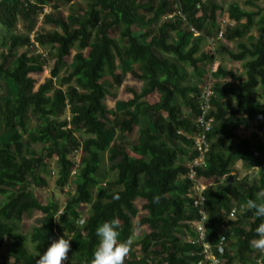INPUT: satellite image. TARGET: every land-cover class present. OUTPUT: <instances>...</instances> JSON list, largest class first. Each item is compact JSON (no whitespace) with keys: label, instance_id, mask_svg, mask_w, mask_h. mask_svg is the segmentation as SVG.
Listing matches in <instances>:
<instances>
[{"label":"trees","instance_id":"trees-1","mask_svg":"<svg viewBox=\"0 0 264 264\" xmlns=\"http://www.w3.org/2000/svg\"><path fill=\"white\" fill-rule=\"evenodd\" d=\"M53 1L0 0V80L11 88L10 97L0 96V130L7 135L4 140L0 135V196L5 198L0 203V248L5 240L12 248V262L6 264H35L53 236L70 239L69 264H90L95 229L112 219L118 223V240L141 226L149 229L140 231L124 264L200 261L198 250L185 241L194 235L191 224L199 220L192 199L186 197L202 88L191 81L206 78V65L215 53L239 65L242 74L222 64L211 72L234 83L211 86L210 148L206 166L196 171L206 185L222 183L203 193L205 231L215 246L220 227L227 226L223 264H264V253L249 243L256 238L260 218L246 207L248 199L264 191V146L240 135L258 115L264 116L257 94L259 89L264 98V6L253 12L231 3L223 17L231 25L224 38L235 50L220 44L212 55L202 51L201 44L216 35L222 7L206 0H178L185 21L179 16L166 19L174 11L169 0H83L84 9L65 19L44 12ZM241 1L256 8L257 0ZM39 17L51 32L36 29ZM252 27L255 38L245 44ZM36 44L55 51L49 78L38 85L32 75L41 74L46 62L41 54L30 53ZM73 49L77 51L72 55ZM65 66L66 75L55 87ZM126 73L139 89L109 110L105 98L110 89L119 90ZM28 108L39 125L27 131ZM66 110L68 120L63 117ZM80 132L87 137L82 142L76 137ZM128 139L129 146L123 147ZM25 142L42 145V154L30 151ZM79 153L78 164L71 156ZM104 153L115 173L108 182L102 173ZM50 160L56 164L55 185L74 188L62 205L40 204L29 189V183L47 186L41 174ZM239 161L245 175L241 180L233 177L228 187ZM153 195L159 196L158 203H153ZM80 205L88 206L85 218L77 211ZM232 208L235 219L228 218ZM34 211L41 215L40 223L27 235L20 224Z\"/></svg>","mask_w":264,"mask_h":264},{"label":"rangeland","instance_id":"rangeland-1","mask_svg":"<svg viewBox=\"0 0 264 264\" xmlns=\"http://www.w3.org/2000/svg\"><path fill=\"white\" fill-rule=\"evenodd\" d=\"M207 2L211 3V4H215L217 6H221L222 9L220 12L217 13V19L216 21H221L224 17V13L227 10L228 6L235 2L238 3L239 6L245 10L248 11H253L256 12L258 11V9H261L264 6V0H257L256 1V8H250L248 6L244 5L243 1H239V0H206ZM84 1L83 0H54L52 3L47 4L46 8H44V12L46 14H51L52 16H54L55 18H63L65 19L68 14L74 13L78 10L84 9ZM56 8V9H55ZM36 29L38 31H49L51 32V28L44 26V24L42 23V18L39 17L38 19V23L36 25ZM20 31H21V27H20ZM251 34L249 33L244 39L243 42L245 44H249L253 38H255L254 36V27H252L251 29ZM217 34V29H216V33ZM216 35H213L212 37L207 38L208 40H204L203 44H201L202 47V51L204 52H209L210 54H214V50L217 49V47L221 44V45H227L229 49L231 50H235L234 47V43H230L227 42L223 36V38L218 41L215 39ZM254 36V37H253ZM31 37V34H30ZM194 38H197L196 35L193 36ZM32 40V37H31ZM197 41V40H195ZM30 53H39L43 56L46 64L44 67V71L39 74V75H32V77L34 78L36 85L42 83L43 81H45L46 79L49 78V72L53 67V63H54V54L55 51L54 50H50V48L48 47H40L37 44L34 46L33 49H29ZM76 49L72 50V55L76 53ZM21 53V49L18 50V54ZM87 54V50L83 52V55ZM1 61V59H0ZM222 64L224 67L232 69L234 72H236L237 74H242V70L241 67L239 65H237L236 63H231L228 62V60L226 61L225 57H220V55L216 54L214 55L212 62L209 63L208 65H206L207 68V72L205 73V77L203 81H196L194 78L191 81L193 85L195 84H199L202 88L204 86L211 85L213 86L214 83H221L223 86L227 87L229 85H233L234 82H232L229 79H218L215 78L211 75V72H214L217 69V66ZM117 66H118V70L117 73L121 74V69L123 67H121L119 65V63L117 62ZM136 70V67L134 68ZM68 70V66H65L62 71L59 74L58 79L54 80V86L55 87H59V83L62 77H64L66 74V71ZM65 74V75H64ZM197 82V83H196ZM201 88V89H202ZM139 89V83L129 75V73H126L124 76H122V84L119 88V90H115V89H110L109 93L110 95H108L105 98L104 104L107 107V109L109 110H113L115 109L116 106V102L117 101H127L129 99H131V94L129 93V91H138ZM257 94L259 95V103H264V98L261 96L262 92L258 89L257 90ZM0 96L3 98L6 97H10L11 96V88L4 83V81L0 80ZM65 119H69V112L68 110L65 111V114L63 116ZM24 124H25V129L31 130L33 128H35L36 126L39 125V120L36 118L35 115H33V113L31 112V109L28 108L26 113H25V117H24ZM256 128L251 127L250 124L247 126V129H245L243 132L240 133V135L242 137H245L247 139H249L250 141H254L258 136L256 134ZM0 135H2L1 137L3 138V140L7 137V135H4V133H1L0 130ZM77 139L82 142L86 137V135H84L82 132L77 133L76 134ZM119 138V137H118ZM117 139V137H116ZM23 140L26 141V136L23 137ZM122 140V139H121ZM125 142H123V147H128L131 139L128 140H124ZM26 143V142H25ZM28 144L26 143V146ZM110 145V144H109ZM28 148L30 151L34 152L35 154H42V145L39 144H32V145H28ZM82 157V154L79 153L77 155H72L71 158L76 160V162H80ZM108 157L109 154L108 153H104L102 155L103 158V162L101 163L102 165V173L105 174L103 179L104 181L108 182L112 179H114L115 177V173L110 171V166L112 163H110L108 161ZM180 163H185L186 164V159L184 160L183 158L179 159ZM55 162L54 160H50L47 162L46 164V168H45V172H43L41 174V176L45 179L47 186L44 188H37L34 185H30V191L34 194V196L36 197L37 201L40 204H47L49 201L55 202L58 205H62L66 202L68 195L71 193L73 194V190L74 188L69 186L67 187L64 186L63 188H58L55 185V181H56V177L55 175L52 173L55 171ZM233 172L230 175L232 178L235 177L237 178V180H241L244 175L245 172L242 170V163L239 162H235L234 167H233ZM222 183V180L219 181H211L208 183V187H214L217 184ZM5 198L3 196H0V203L4 202ZM138 208H140V205L138 204ZM77 211L81 214H83V218H85V211H88V206L85 205H80L79 208L77 209ZM139 217H141V214L139 215ZM40 218L41 215L34 211L31 213L30 216H24L22 219V222L20 224V229L22 232L26 233L27 235L30 233L31 229L33 227H36L37 225H39L40 223ZM80 221V219H79ZM141 230H149L146 226H141L137 229H135L133 231V233L135 234V240L134 243H137L139 240V236H140V231ZM28 245V244H27ZM29 247V246H28ZM29 250L32 251V247H29ZM12 251L11 248V243L8 240H5L3 243V248H0V264H6L8 262H12L9 254Z\"/></svg>","mask_w":264,"mask_h":264},{"label":"built area","instance_id":"built-area-1","mask_svg":"<svg viewBox=\"0 0 264 264\" xmlns=\"http://www.w3.org/2000/svg\"><path fill=\"white\" fill-rule=\"evenodd\" d=\"M169 1L173 3L174 11L172 14L168 15L166 19H173L176 16H179L183 19V21H185L183 15L181 14L178 0ZM218 23L219 26L215 39L221 40L225 34V29L231 25H229L225 19H222ZM190 32L198 36V33L194 29L190 28ZM211 97H213L212 88L211 85L207 84L201 89V92L198 96L199 114L194 122L198 131L194 135L192 145V150L195 152V158L187 163V178L190 180L191 185L186 197L192 199V204L197 209L199 220L191 224L194 235L192 237H186L185 241L198 250L200 261L197 264H223L222 256L224 254L226 242L225 233L228 229L227 226L222 225L220 227V234L218 237L217 244L215 246H212L210 244V241L205 231L207 215L203 209V193L208 188V185H206L202 179L198 178L196 171L197 168L206 166L205 155L210 148V144L207 140V133H209V131L211 130L213 122V119L208 118V114L211 110ZM255 123L261 126V129L257 132V136L258 140L260 141V144L264 146V116L258 115L255 119ZM77 163L79 164L78 161ZM262 168L264 169V163L262 164ZM236 215V209L232 208L228 218L235 219ZM79 223L81 224V221H78V224ZM52 241L53 239H50V242ZM67 262L68 259L64 261L63 264H67Z\"/></svg>","mask_w":264,"mask_h":264},{"label":"clouds","instance_id":"clouds-1","mask_svg":"<svg viewBox=\"0 0 264 264\" xmlns=\"http://www.w3.org/2000/svg\"><path fill=\"white\" fill-rule=\"evenodd\" d=\"M254 124L258 126L256 123ZM259 130L256 129L257 135ZM256 139L258 140V137ZM255 156L257 157L258 154ZM158 201L159 196L153 195V203H158ZM246 207L248 210H254V215L260 218L259 224L254 229L256 238L250 240V246L260 253H264V191L259 192L256 199H248ZM82 223L83 221H81ZM95 235L97 244L92 252L90 264H124V260L134 244L135 234L118 240V223L112 219L98 224ZM50 239L53 241L50 242ZM48 243L50 245L42 254H39L35 264H63L67 259V264H69L67 253L70 250V239H66L64 236L60 238L53 236L48 239Z\"/></svg>","mask_w":264,"mask_h":264},{"label":"water","instance_id":"water-1","mask_svg":"<svg viewBox=\"0 0 264 264\" xmlns=\"http://www.w3.org/2000/svg\"><path fill=\"white\" fill-rule=\"evenodd\" d=\"M232 180H233V178L231 176L227 179L226 183H227L228 187H230Z\"/></svg>","mask_w":264,"mask_h":264},{"label":"crops","instance_id":"crops-1","mask_svg":"<svg viewBox=\"0 0 264 264\" xmlns=\"http://www.w3.org/2000/svg\"><path fill=\"white\" fill-rule=\"evenodd\" d=\"M248 125H249V124H248ZM250 126L253 127V128H254V127L256 128V125H255L254 123H251ZM255 132H256V131H255Z\"/></svg>","mask_w":264,"mask_h":264}]
</instances>
